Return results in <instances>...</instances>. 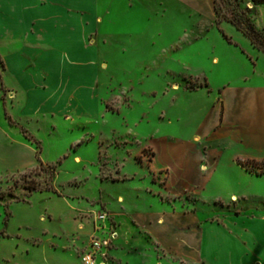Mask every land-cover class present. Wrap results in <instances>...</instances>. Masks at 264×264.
<instances>
[{
	"label": "rangeland",
	"instance_id": "rangeland-1",
	"mask_svg": "<svg viewBox=\"0 0 264 264\" xmlns=\"http://www.w3.org/2000/svg\"><path fill=\"white\" fill-rule=\"evenodd\" d=\"M216 7L219 21L171 0H97L76 13L90 59L78 83L32 74L26 106L0 57V264H40L46 248L80 264H264V160L231 138L254 114L236 93L259 95L264 54L229 22L264 38V4Z\"/></svg>",
	"mask_w": 264,
	"mask_h": 264
},
{
	"label": "crops",
	"instance_id": "crops-1",
	"mask_svg": "<svg viewBox=\"0 0 264 264\" xmlns=\"http://www.w3.org/2000/svg\"><path fill=\"white\" fill-rule=\"evenodd\" d=\"M171 1L201 17L208 16V9L215 16L214 0ZM96 4L97 0H0V57L4 71L16 90L14 99L19 101L18 104H28L21 96L18 97V93L23 98L25 95L32 97L35 94L32 92L33 87L41 85L39 79L33 78L32 74L61 72L66 73L69 83L78 81L74 73L83 72L80 60L83 58L89 63L90 59L80 54L84 39L80 38V22L76 13L85 11L92 16L96 12ZM3 42H6V47ZM258 92V96L256 94L248 98L244 89L237 90L236 94L243 97L236 102V109L245 111L250 100L254 114L237 115L236 118L242 120L241 125L237 124L233 128L239 132H231V138L241 145L246 159L261 161L264 160V88ZM41 104L42 102L33 107L35 114L43 111ZM232 114L233 107L230 112ZM240 116L245 117L242 119ZM1 128L4 136L21 135L17 128ZM34 239L40 240L38 237ZM36 246L33 244L30 248ZM48 249H45V254L39 259L40 264H80L73 259H64L63 255L52 258ZM32 260L35 262L29 264H37L36 257Z\"/></svg>",
	"mask_w": 264,
	"mask_h": 264
},
{
	"label": "trees",
	"instance_id": "trees-1",
	"mask_svg": "<svg viewBox=\"0 0 264 264\" xmlns=\"http://www.w3.org/2000/svg\"><path fill=\"white\" fill-rule=\"evenodd\" d=\"M255 4H264V0H253ZM216 21H219L220 14L216 7V0H214ZM229 22L235 26V28L241 32L256 48H258L264 54V38H262L258 32L255 30L254 26L247 24V22L240 16L234 15L229 19ZM264 172V168L261 169ZM34 189V188H32Z\"/></svg>",
	"mask_w": 264,
	"mask_h": 264
},
{
	"label": "built area",
	"instance_id": "built-area-1",
	"mask_svg": "<svg viewBox=\"0 0 264 264\" xmlns=\"http://www.w3.org/2000/svg\"><path fill=\"white\" fill-rule=\"evenodd\" d=\"M98 245H99V243L95 242L94 247L98 246ZM83 261L85 264H95L96 263V260L93 258V255H88V256L84 257Z\"/></svg>",
	"mask_w": 264,
	"mask_h": 264
}]
</instances>
